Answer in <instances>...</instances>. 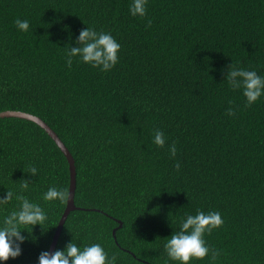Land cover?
Segmentation results:
<instances>
[{
  "label": "trees",
  "instance_id": "trees-1",
  "mask_svg": "<svg viewBox=\"0 0 264 264\" xmlns=\"http://www.w3.org/2000/svg\"><path fill=\"white\" fill-rule=\"evenodd\" d=\"M132 2L0 0V111L39 117L74 159L75 209L54 251L73 240L81 250L100 244L116 264H179L164 244L187 215L217 211L224 224L204 239L220 256L190 264H264V95L245 108L242 89L225 80L232 63L264 77V0H147L144 19ZM87 27L121 45L108 72L79 57L66 64ZM50 187L68 193L60 148L33 121L0 118V197L13 193L0 227L19 194L47 216L21 226V254L0 264H39L48 251L66 204L43 199Z\"/></svg>",
  "mask_w": 264,
  "mask_h": 264
},
{
  "label": "clouds",
  "instance_id": "clouds-1",
  "mask_svg": "<svg viewBox=\"0 0 264 264\" xmlns=\"http://www.w3.org/2000/svg\"><path fill=\"white\" fill-rule=\"evenodd\" d=\"M146 4L147 0H133L129 7L130 14L133 17L146 18ZM14 24L21 32H28L30 29L29 21L26 19L17 18ZM151 24L152 21L148 20L147 26L151 27ZM76 44L78 46H69L66 51V64L69 68L74 57H79L82 62L93 68H99L102 72L110 71L118 63L121 45L109 33L97 32L94 28L87 27L80 31ZM225 80L233 91L242 89L246 98L245 108L253 105L264 95V77L258 75L256 71L237 68L232 63L228 66ZM231 103L229 101L230 105ZM226 115L234 116L235 110L229 107ZM153 143L159 148L165 146L166 138L162 130H154ZM168 151L171 158L176 157L175 142L169 146ZM175 168L179 171L180 164L176 163ZM24 171L32 175L38 174L35 166H29ZM28 188L29 184L25 180L20 185L21 193ZM12 197L13 193L7 191L3 197H0V204L8 203ZM16 199L20 201L19 210L12 211L6 216L3 221L4 226L0 227V261H7L21 254L20 244L26 239L21 235V230L26 228L21 226H31V228L37 224L42 226L47 220V216L38 204L30 202L22 194L16 195ZM43 199L65 203L68 200V193L64 189L50 187L44 193ZM223 224L224 220L217 211L206 214L198 210L195 215H187L186 219L180 222L179 229L174 231L164 244L167 257L172 261H178L179 264H190L191 260H202L211 253L210 260L214 262L220 256V251L211 249L206 244L204 236L206 233L211 235L214 229L222 227ZM38 260L39 264H116L117 256L112 255L109 259L104 248L98 243L85 246L81 250L72 240L64 250H56L52 253L42 251Z\"/></svg>",
  "mask_w": 264,
  "mask_h": 264
},
{
  "label": "water",
  "instance_id": "water-1",
  "mask_svg": "<svg viewBox=\"0 0 264 264\" xmlns=\"http://www.w3.org/2000/svg\"><path fill=\"white\" fill-rule=\"evenodd\" d=\"M2 117H21V118H25L27 120L35 122L42 129H44L45 132L54 140V142L60 148V150L62 151V153L64 154V156L67 160L68 169H69L68 200L66 201L64 210H63V212H62V214L58 220L55 232L53 234L51 243H50L49 248H48V252L52 253L54 251L59 232L63 226V223H64L67 215L69 214V212L71 210L75 209L74 192H75L76 170H75L74 159H73L71 153L69 152V150L65 147L63 142L59 139L57 134L48 125H46V123H44L39 117L32 115V114H29V113H26V112H22V111H9V110L0 111V118H2Z\"/></svg>",
  "mask_w": 264,
  "mask_h": 264
}]
</instances>
